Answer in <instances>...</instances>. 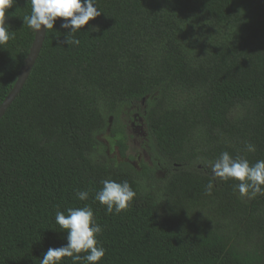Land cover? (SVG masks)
<instances>
[{
    "label": "trees",
    "instance_id": "trees-1",
    "mask_svg": "<svg viewBox=\"0 0 264 264\" xmlns=\"http://www.w3.org/2000/svg\"><path fill=\"white\" fill-rule=\"evenodd\" d=\"M97 7L103 13L74 34L79 46L61 43L60 18L46 30L0 119V264H39L67 243L56 211L85 205L103 229L98 264H264V196L241 197L236 181L211 174L224 151L250 165L264 159V0ZM30 13V0L5 11L13 38L0 46V104L34 39ZM138 104L149 157L141 170L110 160L98 139L118 133ZM105 179L136 192L119 214L93 199Z\"/></svg>",
    "mask_w": 264,
    "mask_h": 264
},
{
    "label": "clouds",
    "instance_id": "clouds-1",
    "mask_svg": "<svg viewBox=\"0 0 264 264\" xmlns=\"http://www.w3.org/2000/svg\"><path fill=\"white\" fill-rule=\"evenodd\" d=\"M14 2L15 0H0V46L13 38L5 24V11ZM30 4L31 13L23 18L24 24L39 33L42 30H53L56 20L60 18L63 21L60 27L68 30L61 43L74 46L80 44L74 34L103 13L97 7V0H30ZM245 148L248 152L255 151V146L250 143ZM211 174L213 180L220 178L223 181H236L233 188L234 191L238 190L241 197L251 199L264 196V159L250 165L246 158H233L224 151L212 162ZM213 188L214 184L209 182L206 192L211 194ZM75 195L80 201H85L89 198V191H76ZM135 196L136 192L127 181L105 179L93 199L105 206L108 214H119L130 206ZM55 223L62 232L66 231L67 243L62 247L48 248L39 264H62L63 258H71L72 264H98L103 259L106 250L96 238L103 229L96 223L90 206L68 208L67 214L57 210Z\"/></svg>",
    "mask_w": 264,
    "mask_h": 264
},
{
    "label": "rangeland",
    "instance_id": "rangeland-1",
    "mask_svg": "<svg viewBox=\"0 0 264 264\" xmlns=\"http://www.w3.org/2000/svg\"><path fill=\"white\" fill-rule=\"evenodd\" d=\"M143 104L125 109L120 117V131L111 135L107 130L98 137L106 149L110 160L117 163L129 162L137 170H141L143 163H149L145 142V131L141 117ZM164 176L163 171L156 173L157 178Z\"/></svg>",
    "mask_w": 264,
    "mask_h": 264
},
{
    "label": "water",
    "instance_id": "water-1",
    "mask_svg": "<svg viewBox=\"0 0 264 264\" xmlns=\"http://www.w3.org/2000/svg\"><path fill=\"white\" fill-rule=\"evenodd\" d=\"M45 33L43 30L39 33L34 32V39L30 46L29 52L27 57L24 60V63L20 69V73L14 83V86L5 97V99L0 104V119L3 117L4 113L8 109V107L12 104L15 98L20 93L21 89L23 88L25 82L27 81L29 74L39 56L40 50L43 46Z\"/></svg>",
    "mask_w": 264,
    "mask_h": 264
}]
</instances>
